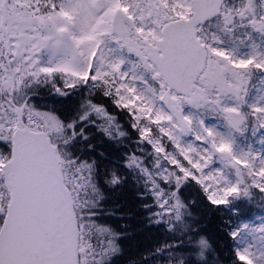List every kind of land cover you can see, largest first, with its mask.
Returning a JSON list of instances; mask_svg holds the SVG:
<instances>
[{"label":"snow or ice","instance_id":"1","mask_svg":"<svg viewBox=\"0 0 264 264\" xmlns=\"http://www.w3.org/2000/svg\"><path fill=\"white\" fill-rule=\"evenodd\" d=\"M0 264H264V0H0Z\"/></svg>","mask_w":264,"mask_h":264},{"label":"trees","instance_id":"2","mask_svg":"<svg viewBox=\"0 0 264 264\" xmlns=\"http://www.w3.org/2000/svg\"><path fill=\"white\" fill-rule=\"evenodd\" d=\"M128 223L131 225L129 230L132 231L133 235L128 239V243L126 244V249L128 255L133 256L136 253L138 245L146 242V239H145V235L137 230L138 222L136 220L129 221ZM207 227L211 234L218 235L217 221L215 220V218L207 219Z\"/></svg>","mask_w":264,"mask_h":264},{"label":"flooded vegetation","instance_id":"3","mask_svg":"<svg viewBox=\"0 0 264 264\" xmlns=\"http://www.w3.org/2000/svg\"><path fill=\"white\" fill-rule=\"evenodd\" d=\"M128 243V240L126 241V244Z\"/></svg>","mask_w":264,"mask_h":264}]
</instances>
